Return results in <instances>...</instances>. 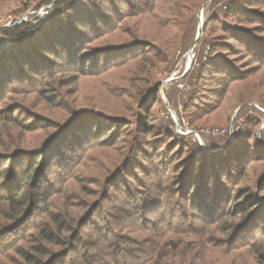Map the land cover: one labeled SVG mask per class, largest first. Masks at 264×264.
<instances>
[{
  "label": "rangeland",
  "instance_id": "1",
  "mask_svg": "<svg viewBox=\"0 0 264 264\" xmlns=\"http://www.w3.org/2000/svg\"><path fill=\"white\" fill-rule=\"evenodd\" d=\"M81 1L90 7L100 5L105 16L115 20L113 29L101 24L99 32L105 31L89 34L86 40L87 49L100 53L97 65L91 64L85 71L57 70L58 75L44 79L47 86L34 84L38 92H33L34 86L23 85L18 86L17 93L8 91L6 97L0 98V114H14L15 122L22 124L16 130L2 121L0 136L8 135L5 138H17L35 123L43 127L58 126L76 109L92 107L94 101L100 105L96 107L98 110L107 111L98 119L102 135L110 128L123 132L116 145H113L114 139L105 136L84 138L90 133L84 130L92 131L96 122L87 116L75 120L57 138L54 162L44 169L49 185L69 190L62 197L76 201L81 208L79 215L90 218L83 227L86 236L80 244L88 241L91 246L97 242L96 246L104 251L103 258L122 248H134L140 253L148 247L144 240H148L149 233L141 230L145 220H150L149 224L157 223L163 216L174 215L176 206L183 208L180 212L190 208L178 193L166 191L202 189L199 199L203 200L204 195L208 198L211 188H223L238 202L243 200L244 197H239L244 192L264 200V0L251 3L250 17L238 20L225 14L227 0H221L217 7L212 0L203 3L195 18L198 24L194 26L192 21L189 24V32L198 40L195 39L190 49L176 50L169 74L167 70L155 76L145 96L136 90L137 86L145 87L141 78L137 81L142 75L135 69L140 56L130 54L134 49L118 50L121 45L127 46L143 37L142 28L152 26L146 22L147 17L138 15L140 1ZM64 3L61 0H0V53L16 51L7 42L4 28L15 27L23 21L39 24L62 9ZM169 10L163 15L165 23L182 20L175 15L178 8L171 4ZM139 18H144L141 26ZM237 33V39L242 41L232 38ZM106 46H110L109 53L101 52ZM132 55L136 57L130 58ZM87 62L90 65V60ZM160 66L164 68L167 64ZM131 94L137 95L132 102L128 98ZM13 99L22 104L14 113L7 111ZM141 100L144 102L139 107ZM148 116L157 127L155 133L146 134L140 129L132 134L138 122L135 119L144 122ZM47 133L49 136L50 131L38 130L37 134L27 136L36 140L42 138L40 134ZM82 138L86 139L85 143H93L90 148L81 143L76 152L70 151L68 159L59 155L63 144L78 143ZM182 175L186 188L180 186ZM59 195L54 193L47 198ZM146 201L149 202L145 204ZM163 201L167 203L164 205ZM123 208L127 212L119 214L118 210ZM133 210L135 213L128 216ZM192 211L195 210L191 208L189 212ZM260 213L264 217V209ZM40 215L41 208L34 210L22 229H27ZM118 229L124 231V241L110 243L108 238H113ZM244 236L251 237L253 232ZM255 237L264 242V230H257ZM82 253L72 251V259Z\"/></svg>",
  "mask_w": 264,
  "mask_h": 264
},
{
  "label": "trees",
  "instance_id": "2",
  "mask_svg": "<svg viewBox=\"0 0 264 264\" xmlns=\"http://www.w3.org/2000/svg\"><path fill=\"white\" fill-rule=\"evenodd\" d=\"M61 1L65 2L63 8L49 15L39 24L23 21L15 27L3 29L7 42L14 45L16 51L0 53V98L6 97L5 92L8 91L17 93L18 86L23 85L34 86L33 92H38L34 84L47 86L44 79L55 77L58 71L75 68L85 71L91 64L97 65L100 53L87 49L86 40L90 37L89 34L96 35L105 31L99 32L103 27L101 24L113 29L115 20L105 16L100 5L90 7L81 0ZM139 1L138 15L147 17L146 22L152 26L148 29L142 28L140 32L143 37L136 38L127 46L121 45L118 50L134 49L130 54L140 56L138 61L136 60L135 69L142 75L138 76L137 81L141 78V84L145 87L137 86L136 90L139 89V93L145 96L153 85L151 80L155 76L167 70L169 74L176 50H187L194 44L197 37L196 35L192 37L189 24L191 21L194 22V26L198 24V21L195 22V18H198V8L210 0ZM258 1L227 0L224 12L236 20L250 17L252 11L250 4ZM184 2L187 6L183 4ZM212 2L217 7L221 0H212ZM171 4L179 9L175 15L182 20L165 23L163 15L169 13ZM112 8L114 10L115 6ZM143 20L144 18H139L140 26ZM237 36L238 33L232 35V38L237 39L239 37ZM237 41L242 40L239 38ZM144 42L148 43L147 46ZM148 47L150 50L147 51ZM109 49L110 46H106L101 52L109 53ZM133 55L130 58L136 57ZM89 60L90 65L87 62ZM162 63L167 66L162 68L160 66ZM136 97V94H131L128 98L132 102ZM143 102L142 100L138 102L139 107ZM12 103L7 111L14 113L22 104L14 99ZM91 104L92 107L90 105L76 109L64 123L58 126L43 127L35 123L27 126L26 132L18 135L17 138H5L8 136L5 134L0 136V264H233L232 262L264 264V242L256 240L255 237L257 230H264V217L260 213V209H264V200L244 192L239 197V199L244 197L243 200L238 202L236 197H232L223 188H211L208 198L204 195L203 200L199 199L202 189L166 191L167 194L178 193L190 208H187V212H180L183 208L176 206L174 215L163 216L157 223L149 224L150 220H145L144 229L141 230L149 233L148 240H144L148 243V247L143 248L140 253L134 248H122L121 251H113L103 258L104 251L102 247L96 246L97 242L92 243L91 246L88 241L80 244L86 236L83 227L90 218H82L79 215L81 208L76 201L62 197L69 193V190L53 188L49 185L45 179L44 169L54 162L57 138L67 132L75 120L87 116L96 122L92 131L84 130L90 132L84 138L89 135L105 136L106 139L115 140L113 145L121 141L123 132L115 128L105 130L102 135L98 119H101L107 111L98 110L96 107L99 108L100 105L97 101ZM138 119H135L138 122L132 134L141 131L140 129L146 134L155 133L157 127L149 116L144 122H139ZM2 121L15 126L16 130L22 127V124L15 122L14 114L8 116L0 114V123ZM53 127L55 129H52ZM38 130L50 131V134L49 136L48 133L40 134L42 138L38 137L36 140L35 137L27 136L37 134ZM45 136L48 137L44 138ZM85 140L83 141L82 138L78 143L63 144L58 152L59 155L68 159L70 151L76 152L79 144L85 143ZM92 144L88 141L84 146L90 148ZM193 176H196L195 173ZM183 178L185 177L182 175L180 186L186 188L187 183ZM54 193L60 194L61 197L47 198ZM147 202L149 201L145 204ZM231 202L234 203L235 208ZM166 203L163 201L162 204ZM37 208H41L39 219L28 225L27 229H22ZM191 208L195 211L189 212ZM199 211H202L203 215ZM126 212L127 209L124 208L118 210L119 214ZM134 213L135 210L127 215ZM229 218L234 220L229 221ZM123 232L118 229L115 236L108 238V241L110 243L124 241ZM252 232L253 236L242 237V234L251 235ZM74 250L84 253L72 259L71 252ZM64 259L68 261L65 262Z\"/></svg>",
  "mask_w": 264,
  "mask_h": 264
},
{
  "label": "water",
  "instance_id": "3",
  "mask_svg": "<svg viewBox=\"0 0 264 264\" xmlns=\"http://www.w3.org/2000/svg\"><path fill=\"white\" fill-rule=\"evenodd\" d=\"M201 27H202V22H201ZM201 31V30H200ZM200 33V32H199ZM200 36H198V38H199ZM198 40V39H197Z\"/></svg>",
  "mask_w": 264,
  "mask_h": 264
}]
</instances>
